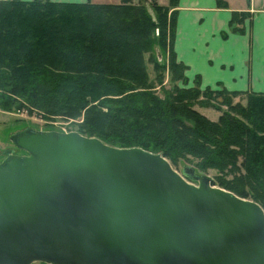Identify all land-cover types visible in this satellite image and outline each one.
<instances>
[{"label":"trees","instance_id":"1","mask_svg":"<svg viewBox=\"0 0 264 264\" xmlns=\"http://www.w3.org/2000/svg\"><path fill=\"white\" fill-rule=\"evenodd\" d=\"M176 1L0 0V109L81 119L85 137L214 169L219 188L264 211V93L187 87L173 50ZM244 18L233 13L230 31L242 33Z\"/></svg>","mask_w":264,"mask_h":264},{"label":"water","instance_id":"2","mask_svg":"<svg viewBox=\"0 0 264 264\" xmlns=\"http://www.w3.org/2000/svg\"><path fill=\"white\" fill-rule=\"evenodd\" d=\"M12 142L27 155L0 163V264H264L262 208L160 154L77 132Z\"/></svg>","mask_w":264,"mask_h":264},{"label":"crops","instance_id":"3","mask_svg":"<svg viewBox=\"0 0 264 264\" xmlns=\"http://www.w3.org/2000/svg\"><path fill=\"white\" fill-rule=\"evenodd\" d=\"M31 1V0H23ZM111 3L107 0H49ZM98 1V2H97ZM177 0L173 50L200 88L264 93V0ZM169 7L170 0H156ZM224 4V5H223ZM170 8V7H169ZM245 14L242 33L230 31L232 14Z\"/></svg>","mask_w":264,"mask_h":264},{"label":"rangeland","instance_id":"4","mask_svg":"<svg viewBox=\"0 0 264 264\" xmlns=\"http://www.w3.org/2000/svg\"><path fill=\"white\" fill-rule=\"evenodd\" d=\"M92 1H95V0H92ZM107 1L111 3L120 2V0H107ZM133 2L134 4H136L138 0H133ZM147 69H148L150 78L153 79L154 72H153L152 66L148 64ZM185 73L186 71L184 72V76L186 77ZM165 76L166 77L164 79L163 86H165V88L168 89L172 85L168 80L167 72ZM196 80L198 81L197 78L193 79L191 82L187 80V87H193L196 83ZM216 89H219V87ZM159 94H161L160 91H159ZM236 100L237 99H235V101ZM195 109L211 121H216L219 115L217 111L210 109V108H203V107L196 106ZM81 122H82L81 119L66 120L61 117H54L53 119L47 121L35 115L30 116L26 113H17L14 111L6 112L0 109V163L10 155H17V156L27 155L25 151L15 147L12 142L13 136L16 135L17 133H20L26 130H32V131H37V132H58V133H64V134H67L70 132L79 133ZM186 160L180 159L179 161L175 163L174 166H172L171 164L170 165L173 168V170H175L180 176H182L188 183L192 185L198 186L199 179L206 178V179L213 180L214 185L218 187L214 179L218 174L214 169H205L204 171H200L199 169L195 167L193 163H191V161H186ZM185 167L192 168L194 171V174L198 177V179H190L186 177L183 174V169ZM37 263L39 262H36L33 264H37Z\"/></svg>","mask_w":264,"mask_h":264}]
</instances>
